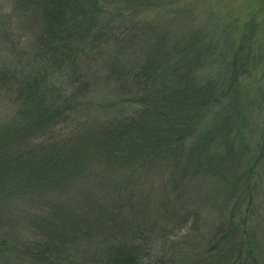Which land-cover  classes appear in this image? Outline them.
I'll return each instance as SVG.
<instances>
[{
	"label": "trees",
	"instance_id": "obj_1",
	"mask_svg": "<svg viewBox=\"0 0 264 264\" xmlns=\"http://www.w3.org/2000/svg\"><path fill=\"white\" fill-rule=\"evenodd\" d=\"M15 1L25 3L24 11H31L25 14L38 18L40 32L31 34L38 47L30 57L26 52L13 53V46L0 40V95H4L0 96V220L7 209L16 218L25 215L26 224L35 226L29 235L35 237L27 241L19 231H12L10 241H0V259L14 264L21 258L20 264L29 259L51 262L63 247L41 221L55 225L64 214L66 220L73 219L74 248L78 238H89L95 227L105 224L108 228L104 233L110 239L100 240L104 250L80 264H145L146 260L149 264H204L210 253L208 264H257L254 232L258 227L253 220L261 210L253 204L264 185V93L251 99L246 96L252 90L245 86L257 64L264 63V50L255 49L264 45L255 37V20L243 24L238 45L232 44L230 52L223 53V73L207 74L204 79L191 52L208 58L219 48V40L187 30L167 42L169 30L160 26L161 19H135L156 10L180 20L179 12L186 11L175 10L181 0ZM114 3L123 5L111 9ZM12 18L9 14L7 22ZM119 19L122 22L116 26ZM3 33L6 36L8 31ZM144 34L153 37V48L134 51ZM85 46L90 51L85 52ZM9 51L16 56L8 55ZM84 61L92 66L90 71L84 70ZM34 64L38 72L30 69ZM61 64L74 75V96L49 82ZM99 85L114 96L77 95L78 90ZM95 105L111 110L103 121L91 120L90 108ZM262 109L261 118L255 111ZM211 122L221 130L218 137L224 142L225 155L234 152L236 158L205 153L206 136L200 132ZM234 124L237 130L232 131ZM258 127L262 131L258 142L253 145L245 140L237 149V138L244 139L245 128L252 133ZM245 154L249 156L246 164L236 162ZM161 170L164 190L182 189L191 179L210 173L226 181L234 195L239 192L214 238L188 261L178 254L184 252L185 240L195 230L196 210L176 215L178 224L170 230L173 237L168 226L133 214L141 174L143 179L150 174L154 180L155 172ZM117 173L122 179L114 184L109 177ZM68 189H74L73 214L64 209L72 207L64 200ZM104 198L111 202L108 207L101 204ZM28 204L46 208L47 218L28 212ZM126 209L130 210L127 215ZM160 211L161 217L171 215L168 209ZM8 216L12 220V213ZM118 218L121 228L113 224Z\"/></svg>",
	"mask_w": 264,
	"mask_h": 264
},
{
	"label": "rangeland",
	"instance_id": "obj_2",
	"mask_svg": "<svg viewBox=\"0 0 264 264\" xmlns=\"http://www.w3.org/2000/svg\"><path fill=\"white\" fill-rule=\"evenodd\" d=\"M15 3H17V7H15ZM121 5H123V3H114L111 5L113 6L111 9L117 8V6ZM24 7L25 3L21 4L15 0H0V40L4 39L6 42L11 44L13 46V53L16 51H19L20 53L26 52V55L30 57L31 54H34L35 48L38 47L35 38L31 34L35 35L37 32H40L38 24L39 20L35 16L30 17L25 14L31 11H24ZM181 8H185L186 11L184 13L183 11H181V13L179 12L180 20L173 21V15L166 14L165 12H158L156 10L140 13L135 19L139 20L140 22H153L156 18L161 19L160 26L165 25L166 32L169 30L167 33V42L174 37L176 38L182 36L187 30H192L191 32L199 34L200 36L208 35L213 39V41L219 40V48H216L213 53H209V59L206 58L205 55H202V52H191V57L193 56V53L195 54V59H197L198 65L197 69H199L198 71L201 72L204 79L208 78L209 75L207 74L218 76L223 73L224 67H222V62L225 54L224 52H230L232 44L238 45L240 41V34L243 30V24L246 23V21L251 19L255 20V24H258L255 37L257 36L259 41L264 42V0H181L178 2V7L175 10H181ZM3 11H7V13H3ZM126 12L128 13L127 10ZM9 14H13V18L7 22V18L9 19ZM102 18H105V15H103ZM121 22L122 19H119L115 25L117 26ZM170 29H172V32ZM5 30L8 31L6 36L3 33ZM151 41H153V37L148 34L139 36L134 51H150L153 48ZM104 48L105 47H101V49ZM255 49L258 52H261L264 50V45L261 47H256L255 45ZM84 51L88 52L90 50L85 46ZM13 53L9 51L8 55L15 57L16 55ZM213 57H215L216 61L211 60ZM85 62L86 61L81 63L84 70L90 71L92 66ZM38 67L40 68V65ZM263 68L264 63L262 61L257 64L256 70L253 72V74L247 78L245 86L247 89L252 90V94L246 97L256 99V95L260 94L259 96H262V93H264ZM30 69L37 71L35 64L31 66ZM51 69H54V66ZM56 70L58 71H56V73L53 72L54 74L49 77V82L51 85L56 86V88L65 89L68 94L74 96V75L71 74L70 69L66 65L61 64V66ZM25 73L28 74L27 72ZM32 73L34 74V72ZM56 93L59 94V92ZM243 93L245 94L246 91H243ZM77 95L99 96L98 98L100 99H104L105 96H114V94L110 92L109 88L101 85H99L97 88H89L87 91L78 90ZM2 109L4 110L3 107ZM110 111L111 110L109 109L98 108L95 105L90 108L89 114L92 118L91 120L94 119L95 122H98L99 120L103 121L105 117L109 116ZM255 113L260 115L262 118L263 109L259 110L258 112L255 111ZM224 117L225 115L222 116V118ZM226 123L228 124L229 122L226 120ZM260 124L261 123L258 122L256 126ZM89 125L92 126L93 123H89ZM72 126L74 127V123ZM236 127L237 125L234 124L233 129L231 130H237ZM260 128L261 127H258V130L252 133L249 131L250 129L245 128L244 139L237 138L238 141L236 143V148L238 149L243 144V142H245V140L255 145L258 142L262 132ZM209 129L210 133L207 136ZM219 132H221L220 128L213 126L212 122L211 125L206 124L204 129H201L200 134L206 136V139L203 143L205 153L207 155L208 153L217 154V157L224 156L228 159H231V157L236 158V153L234 152H232V156L225 155L224 142L219 140ZM192 138L197 139L195 136ZM239 158L240 159H237L236 162L240 163V161L244 160L246 164L249 156L245 154L241 155ZM244 162H241V167H244ZM238 167L239 165L235 171H238ZM169 169H171V167ZM155 173L159 178L156 177L154 180L151 178L152 176H149L150 174L145 179L142 177L143 173L141 174L139 181L142 182V185L139 188L137 202H135L134 211L136 212L133 214L137 216H142V214H144L146 218H149L153 221H158L163 226H168V232L170 234L169 237H173V235L170 233V230L178 224L179 217L177 216H182L185 212H189L190 210H196L198 212L196 218H198L195 225V230L188 238H186L185 241H188V244H186V249H184V252H181L182 254H178L179 258L188 261V259H191L193 256L201 254L205 249L204 244L206 241L214 238L217 228L220 226V224H222L223 221L227 219V216L231 210V206L234 204V201L236 200L235 198L237 195H239V192H236L234 195V191H231L232 188L227 186L226 181L219 180L218 176L217 178L214 175H210V173L204 174L198 179H191L184 187H181L182 189H180L178 186H173L174 189L164 190V183L160 180V177L165 176L164 171L161 170V173ZM118 178L122 179V175H119V173L112 174L109 177V181L114 180L113 183L115 184L118 183ZM63 194L66 196L64 199L65 202H68L72 206L69 208H64L65 212L68 213L69 211L73 214L74 189H68ZM106 199L107 198L102 199L101 204L103 207H108L111 204V202H107ZM26 207H29L28 212H33L40 215L42 218H47L45 211L46 208L40 209L38 205L36 206L34 204H28ZM253 207L261 210V213L258 216H255L254 220L252 218L254 227H258L254 232V238L258 246L257 252H254V257L257 258V264H264V185L259 190L258 195H256ZM96 209L100 210L101 206ZM166 209L169 210L171 215L167 217H161L160 210L164 211ZM7 210L2 215L4 216V220H0V241L4 239L10 241L13 237L12 231L14 230L19 231L21 237L27 238V241L28 239H33L35 236L30 237L29 233L35 226L31 227V224H26L29 223L28 218H26L25 215L16 218L14 212ZM129 212L130 210L126 209V215ZM9 213H12L13 215L12 220L9 219ZM61 216L62 219H60L59 222H56L55 225H53L55 222L44 220L41 222L46 231L49 229L51 232H53V234L56 236L55 241L57 244H62L63 251L55 253L51 260L52 263L48 260H45L43 263H41L34 262L29 259L27 260L26 264H77V261L78 264H80L84 258L91 255L92 253H95L99 250H104L103 244L100 243V240H102V237L105 239V241L110 239V235L107 236V234L104 233L105 230H108L105 224H101L99 228L95 227L93 234H90L89 238H78L74 248V226L72 224L73 219L71 217H67V221L65 219L66 215L61 214ZM119 222L120 218L114 220L113 224L118 226V228H121V224ZM122 231H126V229ZM3 233H5V235H3ZM44 236L46 238L45 240H47V233H44L42 237ZM36 239H38V237ZM23 240L24 239L21 241ZM44 252L53 251L44 250ZM203 255L204 254H202V256ZM210 256L211 253L205 259L204 264L211 262L209 259ZM21 261L22 258L15 260L17 264H20ZM0 264L14 263L8 262L7 259H0ZM145 264H149V260H146Z\"/></svg>",
	"mask_w": 264,
	"mask_h": 264
}]
</instances>
